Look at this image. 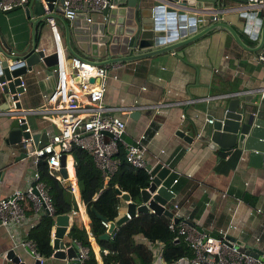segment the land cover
Masks as SVG:
<instances>
[{
	"label": "crops",
	"instance_id": "crops-1",
	"mask_svg": "<svg viewBox=\"0 0 264 264\" xmlns=\"http://www.w3.org/2000/svg\"><path fill=\"white\" fill-rule=\"evenodd\" d=\"M43 2L46 7V2ZM242 3L238 0H214L213 6L220 8L218 19L232 25L245 42L251 40L255 44L261 22L258 24L257 17H254L253 23L257 26L252 23L250 28L245 27V17L240 14L243 10ZM153 4L154 0H142L140 6L146 8ZM117 7H122L125 12L130 9L126 0H119ZM60 8L61 3H58L53 21L67 57L72 53L65 44L66 23L71 28V45L78 52L87 56L94 54L93 49L97 54L100 50L104 51L105 39L100 26L104 15L100 9L89 10L87 28L82 15L70 19L62 15ZM262 10L264 16V8ZM212 21L214 20L209 19V23ZM93 24L96 26L93 27ZM32 28L33 21L26 15L23 5L8 11L0 10V48L5 49L8 44L16 49L12 53L22 55L30 47ZM34 29L37 47L45 53L54 51L55 43L49 20H38ZM124 34L126 31L120 35ZM116 47L118 53L120 48ZM178 50L184 53V57L176 55L174 51ZM114 51L115 48L111 50L113 55ZM174 51L165 50L151 56L124 61L122 66L113 70L116 77L108 78L102 103L119 107L118 111L125 119L124 132L128 137L137 139L148 128H153L151 134L144 139L145 159L151 164L161 160L170 167L164 182L169 184L171 176L177 177L172 186L175 192L173 199L178 200L181 212L190 221H194L199 227L214 230L225 228L231 220H237L240 230L234 237L238 244L246 250L264 255V168L249 166L246 158L236 156L225 157L220 166L215 168L217 156L208 148L205 140L210 124L208 118L210 114L213 117L219 115L216 103L225 95L238 94L258 104L264 102V68L256 58L257 50L242 47L225 28L215 27L176 47ZM1 55L0 51V57ZM111 63L113 62L108 64ZM22 78L25 89L18 93V98L22 107H30L43 100L42 93L54 85L56 72L53 65L37 62L22 74ZM13 100L9 102L0 88L1 110L13 108ZM14 116L0 112V196L7 195L16 187L24 188L34 166L28 156L16 159L22 149L18 144L6 141ZM27 121L32 131L45 130L48 134L56 130L49 120L39 115L28 114ZM179 129L190 135L191 140L180 135L177 132ZM68 158L73 167V158L69 153L65 158L67 175L60 181L72 192L76 205L67 212L69 217L63 240L65 244H70L73 240L69 232L72 222L80 227L84 226L96 263L104 264L100 245L94 235L92 216L81 199L75 173L69 172ZM171 201L172 197L166 206ZM24 203L30 221L33 220L35 224L44 212L38 210L36 213L31 210L28 202ZM126 209L127 200L121 197L115 219L126 213ZM54 227L55 221L50 229L51 244ZM28 228V224L15 229L0 224V264H14L12 259L5 257L10 247L15 249V254L21 259L33 261L34 256L19 242V238ZM105 230L106 227L102 232ZM110 237L111 233L107 238ZM135 239L144 242L152 253L148 241L163 247L162 240L150 239L142 233L135 234ZM103 251L106 252L107 248ZM153 256V264H186L188 258L184 256L167 262L162 256L160 259L154 253ZM41 264H65V260L51 253Z\"/></svg>",
	"mask_w": 264,
	"mask_h": 264
},
{
	"label": "built area",
	"instance_id": "built-area-1",
	"mask_svg": "<svg viewBox=\"0 0 264 264\" xmlns=\"http://www.w3.org/2000/svg\"><path fill=\"white\" fill-rule=\"evenodd\" d=\"M26 1L0 0V10L6 11ZM84 3H87L92 9L100 10L107 4L110 6L113 4L110 0H62L59 11L62 15L72 19L84 6ZM242 4L248 9L264 8V0H247ZM167 5H172L175 9L166 12L167 10L164 8ZM156 7H161L164 10V14L153 15V18H163L168 23H174V29L178 36L184 35L180 34L179 31L185 30L188 33L191 26H197L198 22L203 21L205 13L211 14L208 20H217L220 17V8H215L214 6H201L195 9L196 11H192L194 8L191 6L180 5L170 0H160ZM177 9H184V18L179 17ZM191 15H193L192 19L189 18ZM47 19L50 22L53 33L54 50L58 54L57 62L54 65L56 72L54 85L50 89L47 88L43 91V100L37 105L17 108L14 105L16 99H12L13 108L0 109V112L3 113H10L18 117L23 116L24 121L27 123L24 129L30 132L32 130L27 121L28 114L46 118L56 127V130L47 134L46 142L40 147L33 143L31 136L25 137L21 135L20 140L15 143L26 152V156L31 158L34 166L31 169L29 182L24 188L16 187L7 195L0 196V224L9 226L12 229H15V227L20 228L25 224H28L29 228L34 225V221H30V216L26 213L24 201L28 202L31 210L36 213L41 210L44 213L53 215L52 196L48 191L47 184L40 177L37 167L40 156L45 158L48 171L59 180L66 177L60 171L62 165L60 161L61 154H69L73 144L79 145L92 155L95 164L101 169L105 179L113 173L120 161L119 157L115 155L118 151L119 142H122L125 146L126 160L136 166L146 167L147 165L144 155L145 134H141L136 139L137 144L127 143L120 136V133L125 128V119L120 115L119 107L102 103L108 78L110 76L116 77V73L113 70L122 66L124 62L93 64L80 56L71 55L67 57L60 44V34L53 21V15L49 14ZM87 19L90 20V17H87ZM163 28L167 29L166 26H163ZM164 42H167V40L164 39L162 43ZM256 58L264 68V45L257 50ZM23 62V59L14 61L17 64H22ZM73 68H76V71ZM75 74L79 75L78 79L74 78L73 75ZM91 77L93 79H90ZM20 84L24 85L23 78ZM0 88H2V82H0ZM211 120L212 118L209 117L208 121ZM106 131H109L110 134ZM176 181L177 177H173L171 182L167 184L171 191H174L172 185ZM70 188L72 189L73 186H70ZM173 198L172 196V201L167 206L172 212L168 226L175 231L174 237L182 236L193 251L192 256H187L186 264L190 262L195 264H264V255H255L229 239V235L235 236V233L240 230L237 220H231L225 228H219V233H216L214 230L199 227L197 223L190 221L181 212L178 200ZM126 214L127 218H129L130 214L128 212ZM101 222L107 227V220H101ZM116 227L117 225H115ZM115 228L111 232V236ZM28 230L19 238V242L28 249L34 258H38L42 262L46 256L37 250L35 241L27 237ZM52 237L53 235L51 240ZM73 240L77 243L76 253L70 257L64 256L65 264H86V260L89 257L88 245L81 243L75 238ZM67 245L64 246V249H66ZM148 245L153 250L154 255L160 259L162 256V245L158 244L155 246V242L152 241H148ZM5 257H7L6 254ZM7 258L12 259L11 257ZM14 264L19 263L14 262Z\"/></svg>",
	"mask_w": 264,
	"mask_h": 264
},
{
	"label": "water",
	"instance_id": "water-1",
	"mask_svg": "<svg viewBox=\"0 0 264 264\" xmlns=\"http://www.w3.org/2000/svg\"><path fill=\"white\" fill-rule=\"evenodd\" d=\"M113 4L106 5L103 9L99 10L104 15V21L101 26L103 32L104 51H99V54L94 51L93 55H83L78 52L73 45H71V28L69 24L65 26V44L66 48L72 53V55L80 56L81 58L88 60L93 64H105L113 61H127L147 57L165 50H176V47H180L189 41H192L204 33H207L210 29L215 27L225 28L233 38L244 48L256 51L264 45V16L262 14V8L259 9H248L243 6V10L240 14L245 17V27L252 25L254 17H257L258 24L261 22L260 30L256 33L257 41L255 44L246 43L239 32L229 23L217 19L209 23L208 17L211 14L205 13V19L198 22L197 26H191L188 33L185 30L179 31L180 34L174 29V23H168L163 18L154 19L153 15H162L164 10L161 7H156V4L160 0H154L152 7H141L142 0H126L130 9L126 12L122 7H117L119 0H110ZM175 1L180 5L191 6L195 9L201 6H213L214 0H170ZM246 2L247 0H238ZM46 8L42 0H27L23 5L25 7L26 15L33 21L31 44L25 53L22 55H16L14 52L16 49L11 48L10 45H6V48H0L2 53L0 57V82H2V90L6 94L7 100L12 101L16 99L14 105L17 108H21V103L18 98V93L24 91V85L20 84L21 76L28 69L32 68V65L40 62L41 64L52 66L57 62V52L51 51L45 53L43 49L37 47L36 34L34 25L38 20L47 19L48 15H55L56 5L61 3L62 0H45ZM17 5V6H21ZM14 6L10 9H13ZM8 9V10H10ZM90 8L87 3L76 13L73 19L77 16L82 15L84 17V24L88 28L89 25V10ZM165 10L172 11L175 8L172 5H167ZM6 10V11H8ZM184 9H177L180 18L183 16ZM118 14V15H117ZM193 18V15L189 17ZM92 22V21H91ZM253 25L257 26L253 23ZM96 24H93L95 27ZM166 26L167 29H164ZM259 29V26H258ZM86 31V29H84ZM126 31V34L120 35ZM187 33V34H186ZM255 35V32L253 33ZM80 37V35L78 36ZM164 39L166 43H162ZM161 44V45H160ZM116 46H119L120 51L117 53ZM115 48V55L112 54L111 50ZM107 52V53H106ZM176 55L184 57V53L181 50L174 51ZM106 53V56L104 54ZM98 56V57H94ZM17 59H23L22 64L14 63ZM76 71V68H73ZM75 79L79 78L78 74L73 75ZM90 79H93L91 77ZM219 109V115L214 116L210 114L212 120L208 126V134L206 137L207 146L217 156L218 168L224 161L225 157L229 158L242 157L246 158L249 166L257 168H264V102L257 103L252 101L250 98H243L240 95L228 94L220 99L216 103ZM137 114V113H136ZM27 123L24 121L23 116H14L11 123L10 129L6 136V141L10 144H14L20 140L21 135L28 137L31 136L33 143L37 146H42L47 139V133L43 131H29L24 129ZM110 134L109 131H106ZM184 138L191 140V136L184 133L183 130L177 131ZM120 136L129 143L137 144V140L128 137L124 130L120 133ZM22 156H26V152L22 150L15 158L18 159ZM65 153L61 154V173L66 176L67 169L65 167ZM146 168L150 173V181L147 186L140 189L141 200L140 202L133 201L129 194L122 191L116 186V191L121 193L122 198L127 200L126 211L130 216L134 215L135 212L152 210L156 213L164 212L169 217L172 212L166 206L167 201L174 196V191L168 188L166 182H164L166 176L170 171V167L164 164L161 160L156 161L154 164L147 163ZM93 211L101 220H107V227L104 232L99 234L100 237H109V234L118 225L127 219V214L124 213L116 219H106V217L97 212L94 208ZM68 213H59L54 217L55 227L52 237V246L54 248L52 255L55 257L63 258L64 256L70 257L75 255L77 243L72 240L70 244H65L63 240L64 232L68 224ZM176 220V218H174ZM214 232L219 233L218 229H214ZM231 241L238 243L237 239L229 235ZM67 245L66 249L64 246ZM241 246V245H240ZM241 248H244L241 246ZM65 250L67 251L65 253ZM257 255V252L250 251ZM7 257H11L14 262L19 264H41L42 262L38 258H34L32 262H27L21 259L18 254H15V249L10 247L6 252ZM153 264V263H151ZM189 264H195L190 262Z\"/></svg>",
	"mask_w": 264,
	"mask_h": 264
},
{
	"label": "trees",
	"instance_id": "trees-1",
	"mask_svg": "<svg viewBox=\"0 0 264 264\" xmlns=\"http://www.w3.org/2000/svg\"><path fill=\"white\" fill-rule=\"evenodd\" d=\"M246 42L253 43L251 40ZM152 131V127L148 128L145 131V137H148ZM70 154L73 158V172L79 193L92 216L93 231L100 245L104 264H150L154 257L153 253L144 242L135 239L137 233H142L150 239L162 240L161 255L167 262L176 261L181 256L190 257L193 255L192 249L182 236L174 237L175 231L168 226L170 217L164 212L140 211L118 224L110 238L100 237L99 234L102 233L105 226L93 208L103 214L106 219H114L122 197L121 193L116 191V186L127 192L130 198L138 203L141 200L140 189L148 185L150 173L146 167L133 165L126 160L125 146L122 142H119L118 151L115 153L120 161L107 179L104 178L101 169L95 164L92 155L87 150L73 144ZM37 167L40 177L47 184L48 191L52 196L53 215L70 212L76 205L72 192L48 171L43 156H40ZM172 178L173 176L169 180ZM53 215L42 213L27 233V237L35 241L37 250L45 256H49L53 252L50 242V229L54 222ZM69 232L73 238L88 245L89 257L86 264H97L84 226L80 227L76 222H72ZM104 248H107L106 252L103 251Z\"/></svg>",
	"mask_w": 264,
	"mask_h": 264
},
{
	"label": "bare ground",
	"instance_id": "bare-ground-1",
	"mask_svg": "<svg viewBox=\"0 0 264 264\" xmlns=\"http://www.w3.org/2000/svg\"><path fill=\"white\" fill-rule=\"evenodd\" d=\"M69 172H73V167L71 165L70 158H68Z\"/></svg>",
	"mask_w": 264,
	"mask_h": 264
},
{
	"label": "clouds",
	"instance_id": "clouds-1",
	"mask_svg": "<svg viewBox=\"0 0 264 264\" xmlns=\"http://www.w3.org/2000/svg\"><path fill=\"white\" fill-rule=\"evenodd\" d=\"M63 48H64V47H63ZM121 61H122V60H121ZM113 62H114V61H113ZM123 62H124V61H123ZM109 63H110V62H109ZM55 64H56V63H55ZM55 64H54V65H55ZM65 156H66V155H65ZM65 164H66V163H65ZM65 167H66V166H65ZM54 217H55V216H54Z\"/></svg>",
	"mask_w": 264,
	"mask_h": 264
},
{
	"label": "rangeland",
	"instance_id": "rangeland-1",
	"mask_svg": "<svg viewBox=\"0 0 264 264\" xmlns=\"http://www.w3.org/2000/svg\"><path fill=\"white\" fill-rule=\"evenodd\" d=\"M54 66V65H53ZM68 155V154H67Z\"/></svg>",
	"mask_w": 264,
	"mask_h": 264
}]
</instances>
